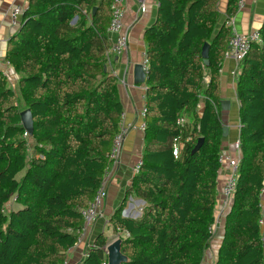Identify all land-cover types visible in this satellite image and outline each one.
I'll return each instance as SVG.
<instances>
[{
	"label": "trees",
	"instance_id": "trees-1",
	"mask_svg": "<svg viewBox=\"0 0 264 264\" xmlns=\"http://www.w3.org/2000/svg\"><path fill=\"white\" fill-rule=\"evenodd\" d=\"M112 1L28 0L8 40L5 60L20 80L16 91L0 73V264L64 262L81 210L111 167L123 115L105 60ZM220 1L159 0L144 32V147L128 193L146 207L139 218L122 217L120 208L110 219L115 231L129 233L124 264H201L209 247L224 137L220 69L230 35L226 22L218 26ZM227 1L230 19L238 4ZM259 30L261 43L239 64L241 162L215 264H264V22ZM28 108L34 131L26 138L20 112ZM181 117L190 123L179 124ZM178 138L184 144L176 157ZM12 197L17 207L6 212ZM107 241L99 235L83 264H103Z\"/></svg>",
	"mask_w": 264,
	"mask_h": 264
},
{
	"label": "crops",
	"instance_id": "crops-1",
	"mask_svg": "<svg viewBox=\"0 0 264 264\" xmlns=\"http://www.w3.org/2000/svg\"><path fill=\"white\" fill-rule=\"evenodd\" d=\"M227 0L219 3V24L226 21ZM28 4V0H0V73H4L9 85L18 90L20 75L5 60L7 43L17 31L12 28L9 18L10 8L15 4ZM147 8L139 12L137 0H126L124 25L128 32V48L121 54L113 55L106 61V69L118 79L121 101L123 104V119L130 125V131L125 138L120 159L112 169L108 180V190L102 214L99 216L82 242L68 252V261L78 263L83 261L89 250L95 245L99 235L105 234L107 242L115 239L117 231L110 223L111 216L116 210L122 208V217L139 218L146 202L133 193H128L134 179V165L143 156L144 130L140 128L143 122L141 111L145 107V83L139 84L134 79V66L138 63L144 65L146 45L143 39L145 30L155 21L159 0H146ZM264 22V0H247L245 7L238 10L234 16V28L238 32H249L260 29ZM237 64L232 59H225L220 69L221 100L229 101V109L221 106L220 114L223 125L228 128L227 135L223 137L222 151L237 156L234 143L240 138L239 101L236 94L237 77L233 74ZM240 71V68H239ZM239 73V72H238ZM200 108L203 109V103ZM24 173V172H23ZM229 174L227 167H222L218 174L217 203L215 207V221L213 223L212 238L208 249L204 253L201 264L215 263L218 259L219 248L223 241L226 215L230 208L222 206L223 197L221 188ZM264 200V196H263ZM264 232V227H263ZM107 243V244H108Z\"/></svg>",
	"mask_w": 264,
	"mask_h": 264
},
{
	"label": "built area",
	"instance_id": "built-area-1",
	"mask_svg": "<svg viewBox=\"0 0 264 264\" xmlns=\"http://www.w3.org/2000/svg\"><path fill=\"white\" fill-rule=\"evenodd\" d=\"M126 0H113L111 3V17L110 22L108 25L107 33L109 39V48L106 51L105 60L108 61L113 55H118L123 53L128 48V32L125 29L124 25V15H125V4ZM247 0H237L238 10H241L245 7ZM139 5V12H144L147 8L146 0H137ZM27 5L25 4H15L10 8L9 11V18L12 28L18 30L22 24V14L24 9ZM226 26L230 28V35H229V42L228 47L225 52V59H232L237 64V70H234L233 74L237 77L239 72V64L245 59L248 55L251 47L256 43H261V32L259 29H254L249 32H238L234 28V17L226 18ZM146 57V54H144ZM144 67L147 69V59L144 62ZM206 82H209V76L206 77ZM145 113L146 108L144 107L141 111V116L143 118V122L140 125V128L144 130L145 128ZM123 119V115H122ZM178 123L181 125L189 124L187 118L181 117L178 120ZM130 131V125L125 124L123 121L121 122L118 131L116 132L112 144V148L110 151V159L112 160L111 167L106 172L103 181L101 182L99 188L95 192L92 200L87 204L85 208L81 210V215L83 218V223L81 227L77 230V242L75 246L80 244L86 234L89 232L90 228L93 226L95 220L101 216L103 205L105 203L107 197V190H108V180L111 176L112 169L117 165L123 144L125 141L126 136ZM24 137L28 138L29 134L27 131L24 132ZM191 137L186 136L184 138L186 141L190 140ZM183 141L176 139V143L174 145V154L177 157L180 153L181 148L183 147ZM234 149L237 152V156H233L230 153L221 151L219 154L218 161L222 167H227L229 169L228 177L221 188V195L223 197L222 206L224 209L230 208L235 192L237 187V180L239 176V168L241 162V147H240V140H237L234 143ZM142 160H138L134 165L133 171L134 174H137L141 168ZM264 181H263V188L261 190V216L259 218V224L262 227V241L264 247ZM211 232H213V225L211 227ZM129 236V233L125 230H121L117 228V233L115 236L116 238H126ZM72 249V248H71ZM70 249V250H71ZM69 250V251H70ZM105 250V259L103 260V264H108L107 260V252L106 246L104 247ZM84 261V260H83ZM83 261L78 263H71L66 259L61 264H83ZM213 264V263H208ZM215 264V263H214Z\"/></svg>",
	"mask_w": 264,
	"mask_h": 264
},
{
	"label": "water",
	"instance_id": "water-1",
	"mask_svg": "<svg viewBox=\"0 0 264 264\" xmlns=\"http://www.w3.org/2000/svg\"><path fill=\"white\" fill-rule=\"evenodd\" d=\"M96 8H94L93 13ZM208 47L209 44L206 43L203 48V56L205 58L208 57ZM134 79L136 83L143 84L147 79V69H145L144 65L138 63L134 66ZM221 106L224 110L229 109V101L221 100ZM21 122L24 129L28 132L29 135L33 134L34 131V119L31 110L24 109L20 112ZM228 128L226 126L223 127L224 136L227 135ZM204 141L203 137H200L194 151H197ZM122 238H116L113 241L109 242L106 245L107 252V260L108 264H124L128 261V257L122 252Z\"/></svg>",
	"mask_w": 264,
	"mask_h": 264
},
{
	"label": "rangeland",
	"instance_id": "rangeland-1",
	"mask_svg": "<svg viewBox=\"0 0 264 264\" xmlns=\"http://www.w3.org/2000/svg\"><path fill=\"white\" fill-rule=\"evenodd\" d=\"M23 175V172H21L19 175H18V178L20 179ZM17 207V204L15 202V198L12 197L5 205V210L6 212H9L10 210H13Z\"/></svg>",
	"mask_w": 264,
	"mask_h": 264
}]
</instances>
